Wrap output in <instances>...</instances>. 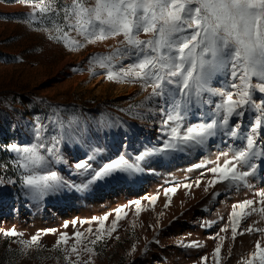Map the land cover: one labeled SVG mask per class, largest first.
<instances>
[{"label":"snow or ice","instance_id":"1","mask_svg":"<svg viewBox=\"0 0 264 264\" xmlns=\"http://www.w3.org/2000/svg\"><path fill=\"white\" fill-rule=\"evenodd\" d=\"M32 11L27 14V22L39 21L48 24L43 30L49 32L48 38L64 44L71 51L79 50L86 44H95L109 39L116 40L106 53L90 56L89 71H105L109 81L118 83H138L144 91L151 89L146 101L159 99V111L163 117L159 131L162 139L159 146L145 148L133 160L124 152L109 158L98 168L92 163L103 149L93 148L85 159L74 164L75 174L87 176L80 184L65 180L50 165L64 161L61 145L65 142L79 143L89 133V122L95 131L124 128L125 123L110 118L107 113L99 117H83L72 111L65 119L60 106H49L48 123H41L37 117L33 123L34 142L19 146L11 144L8 149L17 154L16 166L23 171L21 188L24 195L34 199L59 193L62 189L82 191L89 185L118 174L140 173L144 171L142 162L148 157L172 152H186L203 147L210 138L222 134L242 142L241 147L233 148L231 155L221 152L215 161L194 165L206 168L212 178L208 186L217 183L231 185L246 184L247 178L255 171L253 162L264 157V143H258L261 129L264 128V0H23ZM59 4V6H57ZM75 33V35H73ZM143 35V38H142ZM119 38V39H118ZM129 60L125 65L123 62ZM74 71L79 70L74 68ZM224 73L229 80L224 88H212L210 82L218 74ZM255 78L256 83H253ZM256 93L260 100L254 99ZM212 97H219L213 101ZM141 103V107L143 106ZM212 106L204 112L205 106ZM193 107L200 109V120L185 126ZM255 112L254 123L247 132H242V121L246 113ZM235 118V123H232ZM51 125V131H49ZM47 134V135H46ZM223 158V162L220 160ZM211 163L213 166L207 167ZM203 175V173H202ZM5 183L0 176V185ZM7 183H15L8 179ZM200 180L195 181L199 187ZM192 184H184L190 189ZM179 185L169 187L167 193H175ZM259 201L244 199L232 205L228 223L221 232L231 229L229 239L235 241L245 232H260L256 222L240 229L241 221L259 213L264 219V191L257 193ZM154 205L158 196L146 197ZM171 197H169L170 203ZM259 203L257 208L253 205ZM136 215L146 210L142 202H134ZM168 203L164 205L165 208ZM115 219L110 227H105L109 216L99 218L98 228L85 231L76 230L71 236L60 232L55 248L64 253L65 264H94V246L111 238L118 222L123 217V207L116 208ZM163 215V213H160ZM124 216L127 213L124 212ZM89 223L88 221H72ZM67 227V223L64 225ZM207 226V225H205ZM55 232V230H47ZM5 237L22 236L15 228L2 233ZM42 233L33 234L30 239H21L25 253L32 248L39 249ZM212 256L214 264H221V250L225 236L217 234ZM71 241V243H70ZM182 246L197 248L202 245L192 241ZM146 250V249H145ZM136 251L133 244L131 255ZM231 246L228 255H231ZM73 257H75L73 259ZM86 257V258H84ZM207 262L208 257H202ZM264 264V247L258 240L255 250L238 264Z\"/></svg>","mask_w":264,"mask_h":264},{"label":"rangeland","instance_id":"2","mask_svg":"<svg viewBox=\"0 0 264 264\" xmlns=\"http://www.w3.org/2000/svg\"><path fill=\"white\" fill-rule=\"evenodd\" d=\"M60 3H70V0H60ZM31 11V6L23 0H0V176L5 179V183L0 185V221L5 216L11 217L15 211H18L19 215L29 212V197L24 195L25 190L21 188V177L24 173L16 166L17 154L11 152L8 146L11 144L24 146L34 142L33 123L37 117L41 118V123H48L46 117L49 115V106H60L63 109L61 115L65 119L72 111L83 117L93 118L99 117L101 113H107L110 118L125 123L124 128L97 133L89 122V133L82 137L79 143L65 142L61 145L63 156H68L74 163L86 158L84 150L88 152L89 148H96L98 136L100 142L107 140L108 145L102 152L107 156V160L124 151L130 161L146 147L159 146L160 139L163 138L159 131L163 119L159 111L161 102L158 98L145 102V97L151 89L144 91L138 83L109 81L105 77V71L99 68L95 74L89 71L90 56L108 52L116 40L86 44L79 50L71 51L63 43L48 38L49 32L43 30L49 27L48 24L41 25L39 21L27 22V14ZM123 63L127 65L130 61L125 60ZM74 68L79 70L74 71ZM228 80L226 74L218 73L212 78L210 87L224 88ZM253 83H256L255 78ZM212 99L215 102L219 97ZM254 99L259 102L260 94L256 93ZM142 102L144 103L141 107ZM211 107L206 105L203 111L208 112ZM255 115V112L246 113L242 121V132L248 131L250 124L254 123ZM199 120L200 109L193 107L185 126ZM232 123H235V118ZM121 131L127 132L128 140L120 138ZM112 134L118 138L117 142L111 140ZM258 143H264V128L261 129ZM241 146L240 140L219 134L210 138L203 147L183 153L153 155L143 161L144 171L134 174L140 175L136 188L143 193L136 195V199L146 208L143 210L146 217L136 223L131 221L125 225L124 233L123 230L120 231L114 239L106 237L104 241L98 242L94 246L96 253L94 264H141L139 260L148 250L150 255L147 260L145 259V264H169V261H172V264H184L192 256L197 258L207 256V262L203 261L200 264H213L212 253L219 241L214 239L211 244L208 237L212 234L226 237L223 245L226 244L228 247L222 254L221 264H238L255 250L258 240L264 247V234L260 232H245L238 235L235 241L229 239L230 227L228 232H221V228L228 223V216L234 203L244 199L260 200L256 194L264 191V157L253 161L257 167L247 178L246 184L217 183L214 187L208 186L207 191L205 187L212 175L207 173L206 168L193 167L202 162L215 161L221 152H228L231 155L233 148ZM220 162H223V158ZM62 166L56 168V171L65 173L67 165ZM211 166H213L211 163L207 164V167ZM148 170L152 175L151 179H145ZM132 175L121 173L120 177L123 176L120 178L121 183L131 186ZM8 179L15 183H7ZM87 179V176H83L79 181ZM196 180L201 181L199 187L195 186ZM110 181L111 178L104 180L106 184H103V190H106ZM148 181L153 182L151 184ZM184 184L193 186L186 189L183 187ZM175 185H179L177 191L166 195L165 190ZM73 195L75 198L78 197L79 191L73 192ZM154 195L158 196V199L153 205L145 198ZM166 203L169 204L167 208L164 207ZM48 205H52L51 201ZM71 205L75 206L72 203ZM253 206L259 208L262 205L256 203ZM110 209L112 207L106 205L95 211V215L93 214L95 217L92 216V219L87 216H76L72 221L94 219V222L96 220L98 222L100 216L106 215H102L104 212H109L108 216L113 213V218L115 212H110ZM203 219H207V222L204 223ZM253 222H256V227L264 228V219L259 213H253L241 221L240 229L247 228ZM12 225L10 224L8 228L11 229ZM187 229L192 230L190 233L198 229L201 237L205 239L201 242L202 246L196 248L195 253L189 250L191 247L182 246V243L189 244L191 235L186 233ZM0 233V264H65L64 253L56 249L55 245L40 242L42 247L39 249L34 247L25 253L23 245L19 243L22 238L26 239L24 235L5 237L2 235L1 226ZM14 241L17 242V246L11 247ZM143 242L145 245H142ZM133 244L136 245V251L129 255ZM230 246L232 251L229 256ZM157 250L168 252V260H163ZM255 264H258V261Z\"/></svg>","mask_w":264,"mask_h":264},{"label":"bare ground","instance_id":"3","mask_svg":"<svg viewBox=\"0 0 264 264\" xmlns=\"http://www.w3.org/2000/svg\"><path fill=\"white\" fill-rule=\"evenodd\" d=\"M51 106H54V105H51ZM48 112L50 114V108L48 109ZM120 136H121L120 138H125V140L129 139L127 132L121 131ZM96 139H97L96 148L104 149L105 147H107V145H108L107 140L100 142L101 140L99 139V136ZM117 139L118 138L115 136V134H112L111 140L113 142H117ZM132 142L135 143L134 140ZM136 143H138V142H136ZM93 148H95V147H93ZM89 149L90 150L88 152H86V150H84V153L86 154V156L89 152L92 151L91 148H89ZM87 150H88V148H87ZM102 152L96 156L95 160L90 161V163H92V165H93V168L99 167L102 163L106 162L107 156ZM75 163H74V160L71 161V158H69L68 156L65 155L64 161L62 163L52 164V165H50V168L52 171H56V168L63 167L62 165L66 164L67 170L65 173H61L58 171L57 172L65 180L74 181L76 184H80L85 180L79 181V179H81L83 176H78L75 174V172H76V170L74 168ZM149 170L146 174L145 179H147V178L151 179V177H152V175H150ZM67 176L74 177L75 179L71 180L70 179L71 177L66 178ZM138 176H140V175L139 174L138 175L133 174L131 176V181H132L131 186H128L126 183H121L122 179H120V178L121 177L123 178V176L120 177V174H119V175H117L116 178H111L109 186L106 188V190L102 189L103 184H106L103 180V181H99L98 184L93 183V184L89 185L86 189H84L82 191L65 188V189H62L59 193L54 194V195H50V196L44 198L43 200H34V199L29 197V204H28V209H29L28 213L29 214L27 213L28 215L27 214L19 215L17 213L18 211H15L14 214L11 213L12 214L11 217L5 216L4 219L0 221L1 229H2V231L8 230L9 225L13 224L12 227L10 226L11 229L15 228L16 231L18 233H22V235H24L26 237V239H30V237L33 234L40 231L42 233L41 240H40L41 243H45V244H49V245H55L57 239L59 238L60 232H68L69 235L71 236L76 230H80L83 232L89 227H92L93 229L94 228L97 229L99 225H98V222H96L97 220L94 222V219H93V221H88L89 223H85L83 225H81L79 223L74 225V224H71V221L76 216H87L88 218L92 219V216H93L95 211L100 210L101 208H104V206H106V205H109L112 207V209H110L111 210L110 212H115L114 210L116 208L123 207L124 212L127 213V216H124V212L121 213V216L123 218L119 220L116 231L112 234V237L114 239L115 236L120 231L123 230L125 225H128V223H130L131 221L136 223V222H138L139 219H142V218L144 219L146 217L145 212L143 210H141L140 214L137 216L135 205H134V202L137 200L136 195L141 193V191L136 188L137 184L139 185ZM151 182H153V181H150L149 183H151ZM75 191H79V196L76 198L73 195V192H75ZM104 199H105V201L103 202ZM50 201H51L52 205H48V202H50ZM71 203L75 204V206L72 207ZM127 206H129V207L127 208ZM108 213L109 212H106V213L104 212L103 214L102 213H100V214H102V215L107 214L108 215ZM112 215H113V213H111V216H109L108 220L105 222V227L111 226V221L113 219H115V217L112 218ZM94 217L95 216H93V218ZM100 217H102V216H100ZM96 218L98 219V217H96ZM203 220H204V223L207 222L206 221L207 219H203ZM66 223L68 225L67 227L64 226ZM66 228H68V229H66ZM47 230H55V232H48V234H43ZM145 230H146V228H145ZM191 231L192 230H190V229H187V231H186V233H189V236L191 235L190 237L188 236L189 237V243L192 241H198L201 244L202 240H205L204 238L201 237L198 229L195 230L194 233H190ZM123 233H124V230H123ZM0 235H1V233H0ZM144 235H145V233H144ZM215 236L216 235L212 234L208 237V241L211 244L213 243V240H214L213 237H215ZM145 242H147V241H145ZM145 242H143L142 245H145ZM0 246H1V243H0ZM16 246H17V242L14 241L11 244V247H16ZM227 247H228V245L227 246H226V244L223 245V248L221 250V257L222 258H223L222 254H223V252H226ZM197 248L199 249L200 247H197ZM189 250H191L192 253L197 252L196 248H192ZM157 251L161 254L160 257L163 260L167 259L168 252L163 251V250H157ZM149 255H150V250H148V252L143 253L141 259L139 260L140 261L139 263L145 264V259L149 258ZM95 257H96V255H94L93 260H95ZM202 257H205V256H202ZM202 257L197 258L195 256H192V258H190L187 263H184V262L183 263L184 264H200L201 262H203L201 259ZM84 258H86V257H84ZM185 259L187 260V258H185ZM150 260H151V258H150ZM212 263L214 264V258L212 260ZM169 264H172V261H169Z\"/></svg>","mask_w":264,"mask_h":264}]
</instances>
